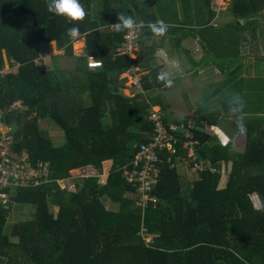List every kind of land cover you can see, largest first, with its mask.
Here are the masks:
<instances>
[{
	"label": "trees",
	"instance_id": "16d2710c",
	"mask_svg": "<svg viewBox=\"0 0 264 264\" xmlns=\"http://www.w3.org/2000/svg\"><path fill=\"white\" fill-rule=\"evenodd\" d=\"M79 3L85 18L70 22L49 12L46 0H0V66L5 61L19 64L15 74L0 75V108L15 102L22 105L4 112L1 120L12 134L11 149L26 151L33 160H47L52 177L65 176L71 167L85 162L101 169L102 160L111 159L108 175L102 184L97 177L81 179L75 192L61 189L54 180L16 188L14 201L33 204L34 216L14 222L7 233L3 205L7 201L0 202V264H264V94L257 88L245 94L246 76L239 82L229 78L230 86L241 87L237 95L243 98V109L235 111L237 100L225 106L226 113H233L231 123L246 130L242 149L235 150L233 135L222 144L204 130L203 121L220 126L215 115L195 112L180 121L195 120L197 154L210 161L196 171L197 178L187 182L176 165L161 163L154 192L158 203L143 210L136 203V184L122 176V166L150 138L152 126L146 116L149 102H154L146 91L164 85L157 80L161 64L154 63L155 48L145 41L151 34L148 24L190 22L186 5L191 4L195 26L176 39L191 34L215 57L236 60L229 72L242 71L245 65L238 56L243 52L241 38L220 36L217 21L215 26L208 24L214 17L209 0ZM263 11L264 0H229L227 6L236 22L261 19ZM121 14L143 22L134 59L119 52L126 30L118 32L113 25ZM72 27L79 28L77 38L84 40L80 67L64 72L43 66L40 49L50 40L63 54L75 56L72 43L77 38L66 35ZM87 55L102 65L87 67ZM131 62L146 70L143 91H135L134 96L124 93L126 77L120 78ZM169 116L166 112V123ZM46 118L62 126L63 143L52 142L40 124ZM221 118L225 119L223 114ZM221 163L228 166L224 184ZM142 225L151 233L148 241L139 233Z\"/></svg>",
	"mask_w": 264,
	"mask_h": 264
},
{
	"label": "built area",
	"instance_id": "2783aa9c",
	"mask_svg": "<svg viewBox=\"0 0 264 264\" xmlns=\"http://www.w3.org/2000/svg\"><path fill=\"white\" fill-rule=\"evenodd\" d=\"M226 0H209V9L214 13L213 19L225 8ZM211 21L213 26L216 21ZM138 28L132 31L126 30L119 47V52L127 54L134 59L137 50ZM16 65V63L14 64ZM86 65L95 68L102 65L101 60L93 55H88ZM94 65V66H90ZM18 66V65H16ZM13 70L8 63L0 66V75ZM142 69L133 62L124 70L120 77H126L124 84L132 87L134 92L142 90ZM134 96L135 93H129ZM20 102L10 103L5 108H0V202L9 200L12 189L25 186H37L44 182L56 181L61 189L67 192H75L79 181L88 177H97L99 183L106 181L108 170L103 164L99 169L91 162L75 165L69 169V173L62 177H52L50 174L49 162L43 159H31L26 151L14 152L11 149L12 134L9 128L1 120L4 112L13 109H21ZM165 110L160 105L149 103L147 120L151 123L152 129L148 141L140 144L134 157L122 166V176L129 182H134L137 188L136 203L143 210L150 204L156 206L158 196L154 193L160 176V164L168 163L171 166L182 164L185 170H201L210 164L209 160H202L197 154L198 140L193 138L195 120L189 119L186 123L180 121L176 125H167L165 122ZM202 121V120H201ZM179 148L182 152L179 151ZM176 159V161H174ZM213 170V166H210ZM139 233L146 241L151 238V233L145 225H142Z\"/></svg>",
	"mask_w": 264,
	"mask_h": 264
},
{
	"label": "rangeland",
	"instance_id": "374dc122",
	"mask_svg": "<svg viewBox=\"0 0 264 264\" xmlns=\"http://www.w3.org/2000/svg\"><path fill=\"white\" fill-rule=\"evenodd\" d=\"M225 17L231 18L228 12L226 13L225 11H221L219 15L216 16L213 20L218 22L220 19H224ZM260 29L261 33H259L255 40L257 43H259V45L255 44L254 47H261L264 49V27ZM164 39L165 37H160L156 40L151 39V43H149L148 40L145 41L148 45L152 44L155 48V51L159 49L161 50L162 55L154 57L158 61L155 62V64H161V67L159 68L160 73H170V78L173 80V84L171 87H166L164 84L162 87L150 89L146 91V94L150 99L153 100L152 102L165 106L166 109L164 110L166 112H169L172 118L182 120L184 117H191L192 114L198 112L205 114L211 113L215 115L219 121H221L220 117L222 115L224 107L226 105H234L236 103L237 93L241 88H238V85L230 86L231 82L229 81V78L233 76L235 82H239V80L241 81L240 78H245L246 76L245 87L247 89H245L244 91L245 94H248L249 92L251 93V90L254 88H257L260 94H264V90L260 89V85L264 84V78L260 77L264 76V60L260 61L257 59V57H253L252 59L246 58L245 62L252 61V64H249V66L252 68L250 71L245 72L244 68H242V71H226V73L231 74L225 75L224 73L222 74V72L220 73V66L218 67V63L215 60V54L209 52V46H205L194 37L188 36L186 39H183V42L181 44L183 49L176 48L178 51L176 53L175 48L171 45V42H169L168 40L164 41ZM163 41L164 43L160 46ZM79 45L80 44L77 43L72 44L73 49L79 48ZM172 47V53H174L176 56V58L173 59L172 57L175 56L170 52ZM41 50H44L43 47H41L40 51ZM81 55L82 54L78 53L76 56H70L63 53H58L57 57L60 65L59 69H62V71L64 72L73 70L78 58ZM134 55L136 56V54ZM193 58H196V61H194ZM173 61L178 62L179 70L171 67V62ZM219 62L221 64H225L228 62V66L236 65V60L224 61V59H221L219 60ZM40 63L45 67L53 68V63L49 56L40 59ZM258 64L259 66H257ZM16 65L19 64L16 63ZM16 65H13V69L16 68ZM54 66L57 67L55 61ZM259 67H261L262 69H259ZM229 68H231V66ZM13 74H15V71H13ZM249 74L251 76H249ZM250 80L251 84H249ZM15 81L16 76L14 78V82ZM126 90L127 93H135V89H133L132 87L127 86ZM228 95H230V97H228ZM231 115H233V113H231ZM224 117H226V121L222 122L223 127L219 126V128L218 126H212L202 120L204 124V130L211 134L215 138V140L219 142L223 141L222 144L227 143V135H233L235 150L242 149L245 140V128L242 126V124H238L236 128L235 125L231 123V120H233V118L230 117V112L226 113V111H224ZM41 125L45 127L48 135L55 145L63 143L66 139L64 129L52 118H49L47 119V121L42 122ZM225 136L227 137L226 141H224ZM179 166H182L184 168L182 164ZM227 168L228 166H226L224 163H221L219 167L220 175H223L226 172ZM215 169L216 168L213 167V170ZM178 172L179 174H181V170H178ZM195 173L196 172L193 169H189L186 172L189 177H191V174L192 177L195 176ZM252 199L255 205L258 206L256 197H252ZM3 205L7 206L5 219L6 223L4 226V230L7 233L9 232L10 227L14 222L31 219L34 216L35 208L31 203H22L9 200Z\"/></svg>",
	"mask_w": 264,
	"mask_h": 264
},
{
	"label": "crops",
	"instance_id": "0c3cea01",
	"mask_svg": "<svg viewBox=\"0 0 264 264\" xmlns=\"http://www.w3.org/2000/svg\"><path fill=\"white\" fill-rule=\"evenodd\" d=\"M228 4H229V0H226V2H225V8L222 10V12L225 11L227 13V6H228ZM179 10H180V7H179ZM186 10H187V16H189L188 17V20H190V22L189 21H186L185 24L176 23L175 25H172V26L168 25V27H175V29L168 28V31H167V33L164 36H155L151 32V30H149L151 34L146 37L147 39H149L148 40L149 43H151V41H152L151 39H155L156 40L157 38L165 37L164 41H167L168 40L169 42H171V45L172 46L175 44L173 47L175 48V53H176V52H178L177 49H183L181 44L183 42V39H186L188 36H192V37H194L195 39L198 40V38H196L195 36H193L191 34L182 37V40L176 39L179 36H183V34L188 30V27H189V30H191L195 26V24H194V17H193V6L188 3L186 5ZM262 15H264V11H263ZM211 21L212 20L210 19L209 22H208V24L209 23L211 24ZM219 21H221V22H219ZM219 21H218L219 23L217 22V24H218L217 27L219 28V35L220 36L227 35V34H236V35H238L241 38L242 43L240 44V49L243 52L240 53V55H238V56L241 57L240 59H242L244 62H245V59L246 58H251L252 59L253 57H257L256 54H264V49L263 48H261V47H254L255 44H258L259 45V43H257L255 40H256V37L259 35V33H261V29L260 28H263L264 27V17L261 18V19L240 20L238 22H236L234 19L226 18L225 17L224 19H220ZM242 24H244V25H242ZM240 26L242 28H240ZM181 27H183L182 30L179 29ZM238 27H239V29H237ZM164 41L160 44V46L164 43ZM76 43L77 44H80L79 45L80 47L79 48H76L77 50L76 49H73V53H74L75 56L78 53H80L82 55L78 58L75 66L73 68L74 70H77L80 67V64H81L80 63V58L81 57H83V58L85 57V54H84V51H83V48H84V40H83V38L80 37V38L75 39L72 44H76ZM41 47H43V49H44V50H41V57L45 58V57L49 56L50 59H51V61H52V63H53V68L59 69L60 68V65H59V61H58L57 54L58 53H63V51L57 49L56 42L54 40H50V41L44 42ZM173 47L170 50L171 53H172ZM137 52H138V45H137V50H136V56H137ZM210 52L213 53L212 51H210ZM172 54L175 56L174 53H172ZM161 55H162V53H161V50L160 49L154 52V57L161 56ZM87 56H86V59H87ZM217 57H215V58L221 60V59H225L226 58V55H218ZM43 58H41V59H43ZM167 58H170V57H167ZM173 58H176V56L175 57H172V59ZM193 59H194V61H196V58H193ZM154 60H155V62H158L155 58H154ZM54 61L56 62L57 67L54 66ZM251 62L250 61H246L245 62V65L243 67L245 72L250 71L252 69L249 66V64H252ZM5 64H7V61H5ZM219 66H220V73L222 72V74L224 73L226 75V71L228 69H230L229 68L230 66H228L227 63L221 64L220 62H218V67ZM15 69L16 68H14L12 70V72L15 71ZM141 69H142V72L145 73L146 70L144 68H141ZM259 69H262V68L259 67ZM223 80H224V78H223ZM126 88L123 89L124 93H127L126 92L127 91ZM221 88H222V85H221ZM127 94H129V93H127ZM149 103H151V102H149ZM151 104L159 105L157 103H151ZM224 111H225V107H224L223 112H222L223 115H224ZM165 113H166V111H165ZM231 116H233V115H231V112H230V117ZM224 118H226V117H224ZM47 119H49V118L40 120V122L41 123L42 122H45V121H47ZM222 119L223 118L220 119L221 121L218 120L219 121V125L221 127H223L222 122H225L226 121V119H224V120H222ZM174 120L175 119L172 118L171 115H170L169 120L167 122L168 125H176V124H178L177 121L175 122ZM218 128H219V126H218ZM227 137H228V140H229L230 136L227 135ZM103 164L106 167V169L108 170L109 167H110V164H111V159H104L103 160ZM179 165H181V164H177L176 166H177V169L178 170H181V176H182L183 180H186L187 182H190L191 183L195 178H197V173H195V176L192 177V174H191V177H189L186 174L187 171L182 166H179ZM225 179H226V176L225 175H222V177H221V184H224Z\"/></svg>",
	"mask_w": 264,
	"mask_h": 264
},
{
	"label": "clouds",
	"instance_id": "9594fccd",
	"mask_svg": "<svg viewBox=\"0 0 264 264\" xmlns=\"http://www.w3.org/2000/svg\"><path fill=\"white\" fill-rule=\"evenodd\" d=\"M47 9L49 12L55 13L56 15L66 17L71 21H82L85 18L86 12L83 6L79 3V0H46ZM119 23H116L114 28L119 31L129 30L132 31L139 27H143V22L135 19L132 15L124 16L123 14L118 16ZM148 28L155 36H164L168 31V25L163 20H157L155 23H149ZM79 28L72 27L67 30L66 35L71 39H75L79 36ZM94 66V65H90ZM171 67L179 70L178 62H171ZM157 80L164 82L166 87H171L173 80L170 78L169 72H161L157 75ZM237 101L239 107L235 111H241L244 107V101L242 97L237 95ZM227 137H224V141ZM223 143V141H222Z\"/></svg>",
	"mask_w": 264,
	"mask_h": 264
},
{
	"label": "water",
	"instance_id": "95a60500",
	"mask_svg": "<svg viewBox=\"0 0 264 264\" xmlns=\"http://www.w3.org/2000/svg\"><path fill=\"white\" fill-rule=\"evenodd\" d=\"M256 56L261 57V58H264V54H256ZM15 193H16V190L15 189H12L11 195L9 197V200L10 201H14V199H15Z\"/></svg>",
	"mask_w": 264,
	"mask_h": 264
}]
</instances>
